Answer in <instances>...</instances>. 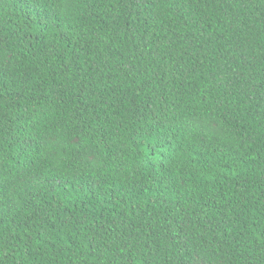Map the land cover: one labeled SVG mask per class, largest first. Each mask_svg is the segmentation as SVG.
Wrapping results in <instances>:
<instances>
[{
	"label": "trees",
	"instance_id": "1",
	"mask_svg": "<svg viewBox=\"0 0 264 264\" xmlns=\"http://www.w3.org/2000/svg\"><path fill=\"white\" fill-rule=\"evenodd\" d=\"M0 264H264V0H0Z\"/></svg>",
	"mask_w": 264,
	"mask_h": 264
}]
</instances>
